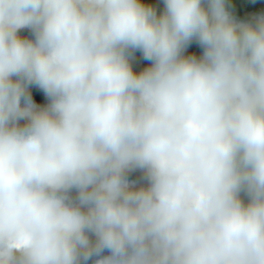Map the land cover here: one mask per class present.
Here are the masks:
<instances>
[{
  "label": "clouds",
  "instance_id": "9594fccd",
  "mask_svg": "<svg viewBox=\"0 0 264 264\" xmlns=\"http://www.w3.org/2000/svg\"><path fill=\"white\" fill-rule=\"evenodd\" d=\"M144 1L0 0V264H264V1Z\"/></svg>",
  "mask_w": 264,
  "mask_h": 264
},
{
  "label": "trees",
  "instance_id": "16d2710c",
  "mask_svg": "<svg viewBox=\"0 0 264 264\" xmlns=\"http://www.w3.org/2000/svg\"><path fill=\"white\" fill-rule=\"evenodd\" d=\"M232 1L234 0H226V6H230V4L232 3ZM262 2L264 0H261ZM145 5L151 6L154 8V10L156 11L157 15H160L161 12L164 9V5H163V1L162 0H147L142 2ZM251 5L255 8L254 2L251 3ZM206 7V5H204ZM260 6H262V4H260ZM252 9V10H254ZM18 35H20L22 38H27V39H33L32 33L29 29H21L18 32ZM193 47H196L195 49L193 48L194 52L191 53L193 55H195L197 58H199V56L202 54V48L199 44H195L193 45ZM190 52L187 51V48L184 51V55L188 56ZM138 59H141L138 62ZM130 64L132 65L133 71L134 72H139L142 71L145 67H148L150 65V61H146L142 58V54L138 51V50H134L132 53V57L130 58ZM28 92L29 95L32 97L33 102L36 103L38 106L40 107H44L48 104V99L47 97L44 96L42 90H39L35 85H29L28 87ZM21 124L24 123V121H20ZM142 173L139 170H136L132 173L129 174L131 179H135V180H139L141 177ZM73 195H75V193H73ZM241 199L244 202H247V197L244 195V193H241ZM110 253L105 250L101 255L105 256V255H109ZM91 264V262H90Z\"/></svg>",
  "mask_w": 264,
  "mask_h": 264
},
{
  "label": "water",
  "instance_id": "95a60500",
  "mask_svg": "<svg viewBox=\"0 0 264 264\" xmlns=\"http://www.w3.org/2000/svg\"><path fill=\"white\" fill-rule=\"evenodd\" d=\"M192 48H194V49H195L196 47H193V46H192Z\"/></svg>",
  "mask_w": 264,
  "mask_h": 264
}]
</instances>
